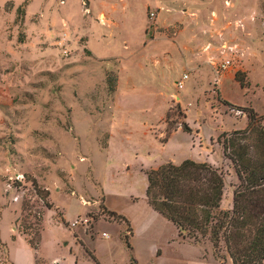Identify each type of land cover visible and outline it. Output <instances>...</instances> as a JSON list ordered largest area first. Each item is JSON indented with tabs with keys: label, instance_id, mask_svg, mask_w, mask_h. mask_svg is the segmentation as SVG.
I'll list each match as a JSON object with an SVG mask.
<instances>
[{
	"label": "rangeland",
	"instance_id": "374dc122",
	"mask_svg": "<svg viewBox=\"0 0 264 264\" xmlns=\"http://www.w3.org/2000/svg\"><path fill=\"white\" fill-rule=\"evenodd\" d=\"M87 1L0 0V260L75 264L73 235L89 237L108 219L103 189L110 206L147 226L141 236L162 244L147 264H227L222 243H193L172 223L162 241L161 220L144 210L146 171L211 153L220 208L232 207L237 177L221 142L246 127L245 109L264 115V0ZM224 58L231 67L217 74ZM88 215L87 228L70 226ZM128 234L124 222H102L100 263L75 248L78 264H136ZM38 238L36 253L27 240Z\"/></svg>",
	"mask_w": 264,
	"mask_h": 264
},
{
	"label": "trees",
	"instance_id": "16d2710c",
	"mask_svg": "<svg viewBox=\"0 0 264 264\" xmlns=\"http://www.w3.org/2000/svg\"><path fill=\"white\" fill-rule=\"evenodd\" d=\"M21 10L17 8L23 13ZM113 86L109 83V90L113 91ZM245 110L246 127L224 135L221 142L237 177L230 209L220 208L224 189L220 172L208 162L189 158L178 164L165 162L146 171V197L154 210L179 228L183 239L197 243L206 237L215 250L222 243L231 264H263L264 115L258 116L252 108ZM183 130L190 129L185 124ZM46 207L50 208L48 204ZM101 212L109 220L124 222L130 232L124 216L104 205ZM181 229L186 232L182 234ZM27 241L37 249L39 238L36 242ZM124 241L130 249L127 235Z\"/></svg>",
	"mask_w": 264,
	"mask_h": 264
},
{
	"label": "crops",
	"instance_id": "0c3cea01",
	"mask_svg": "<svg viewBox=\"0 0 264 264\" xmlns=\"http://www.w3.org/2000/svg\"><path fill=\"white\" fill-rule=\"evenodd\" d=\"M64 2H65V0H64ZM83 3H85L84 0H83ZM87 3H88V1H87ZM86 11H89L88 10V7H87ZM101 14H104V12L103 11H99L98 14H97V17H99ZM224 28L227 29L228 27L227 26H225V27L223 26L222 29H224ZM178 131L179 130H176L172 134H174V133H176ZM172 134H170L167 137V140L171 137ZM197 147L199 149L202 148L201 145H198ZM165 160H168V161L170 160L171 161V157H168ZM213 160H214V158H213V156L211 157V153H210V155L206 156L204 160H200V161H206L208 163H213ZM164 161L157 163L155 166H153V167H151L149 169H155V168H157L159 165H161L162 163H164ZM175 164H178V163L175 162ZM102 194H103L102 195V201H103L104 206L108 210L114 211L117 214H120V215L124 216L128 220V222L130 224V229L131 230L129 232V238H128V241H129L130 247H131L130 250L140 251V255H141L140 258L138 256L135 257L136 258L135 263L136 264H147L148 263V258L150 257L149 254H153V253H155L157 251H160L161 250L160 249V245H162V244H159V245L154 246L153 244H151V241L145 235L141 236V233L142 234L146 233L147 226L146 225H143L142 222L140 223L141 225L144 226L145 232H143L141 230V228L139 227V224L138 225L135 224L133 218H131V216H129V214H127L126 212L121 213L118 209L113 208L112 206H110V204H109L108 200L106 199V196H105V194L103 192V189H102ZM144 206H145L144 207V210H145L146 214L147 213L148 214H151L153 217H156V219L159 218L161 220L159 222V225L160 226H158V229L159 230L164 229V231H167V237L164 240H162V241H164L167 244L170 243V241H171V222L169 220H167L165 217H163L161 214H159L157 211H155L148 204V202ZM140 215H141V213H140ZM102 222H104V223L105 222L117 223L118 221H116V220H109V219H103L97 225H94V227H96V229H95V232L93 233V235L97 232L98 225L101 226ZM104 233H106V232H104ZM106 234H107V237H105L103 235L102 236L105 237V238H109L108 233H106ZM93 235L89 234V237H88L87 236V233L85 231H83V233H77V235H73L74 236V243L73 244H74V247L77 248V249H79V250L83 248L86 253H89L90 252L91 254H88V256L90 257V259H92L93 261L97 260L99 262V258L96 255V248H95V245H94V242L95 241L93 239ZM111 244H114V245L115 244L116 245H119L120 244L119 249L121 250V248H123V244L122 243L117 244L116 242L115 243L112 242ZM38 246H39V242H38ZM75 248H73V249L72 248H67L66 251L69 252V254L73 256L74 263L75 264H78V263H80L79 260H80V257H81V253L79 252V250L78 251L74 250ZM34 251L37 253L38 247ZM114 255L115 254L112 253V256H114ZM145 255H146V257H145ZM155 255H156V253H155ZM159 255L156 256L157 259H159L161 257ZM64 259L65 258H64L63 255H59V256H54L51 260L52 261L58 260L59 262L62 263L64 261ZM123 259H125V256L123 257ZM3 260H4V264H14L13 261H11V259H9V258L7 259L6 257H3ZM212 264H219V262L218 261H215L214 259H212ZM227 264H231L230 260H228ZM263 264H264V260H263Z\"/></svg>",
	"mask_w": 264,
	"mask_h": 264
},
{
	"label": "built area",
	"instance_id": "2783aa9c",
	"mask_svg": "<svg viewBox=\"0 0 264 264\" xmlns=\"http://www.w3.org/2000/svg\"><path fill=\"white\" fill-rule=\"evenodd\" d=\"M64 0H60V3H63ZM151 16H153V13H151ZM215 67V71L217 74H221L223 72H225L227 69H229L231 67V60L228 58H224L222 59L220 62L218 63H214L213 64ZM188 78L187 74H183L181 79L176 81L175 86L177 88H182L183 87V83L184 80H186ZM17 199V196H15V200ZM84 203H86L85 201H83ZM93 220V218L91 216H83V217H78L77 219L73 220L70 222V226H78V225H82L84 228H87L89 223ZM103 236L107 237L106 233H102ZM0 264H4V261L0 260ZM40 264V263H37Z\"/></svg>",
	"mask_w": 264,
	"mask_h": 264
},
{
	"label": "bare ground",
	"instance_id": "6f19581e",
	"mask_svg": "<svg viewBox=\"0 0 264 264\" xmlns=\"http://www.w3.org/2000/svg\"><path fill=\"white\" fill-rule=\"evenodd\" d=\"M100 18H103V16L100 15Z\"/></svg>",
	"mask_w": 264,
	"mask_h": 264
},
{
	"label": "water",
	"instance_id": "95a60500",
	"mask_svg": "<svg viewBox=\"0 0 264 264\" xmlns=\"http://www.w3.org/2000/svg\"><path fill=\"white\" fill-rule=\"evenodd\" d=\"M183 230V229H182Z\"/></svg>",
	"mask_w": 264,
	"mask_h": 264
}]
</instances>
